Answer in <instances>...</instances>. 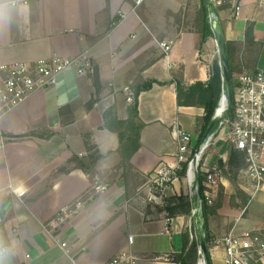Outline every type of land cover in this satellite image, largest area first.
I'll use <instances>...</instances> for the list:
<instances>
[{"label": "crops", "instance_id": "obj_1", "mask_svg": "<svg viewBox=\"0 0 264 264\" xmlns=\"http://www.w3.org/2000/svg\"><path fill=\"white\" fill-rule=\"evenodd\" d=\"M219 1L213 23L232 44L236 82L243 72L264 70V4ZM200 6V0H145L139 6L132 0H0V67L81 54L94 65L93 75L64 72L55 87L35 93L0 119L5 264H105L123 253L135 264H177L184 236L189 245L197 239L203 220L199 203L192 218L169 216L165 208L185 196L184 182L165 190L163 204L148 201L147 182L158 166L176 164V131L189 133L192 147H198L204 110L178 107L170 82L182 71L187 85L207 84L214 62L220 64L214 34L199 47ZM249 25L252 43L246 40ZM162 42L171 44L168 54ZM95 78L100 93L88 109L97 97ZM149 81L156 83L138 98L140 148L123 174L119 137L103 128V115L114 108L119 120H127L132 87ZM63 108L69 110L61 116ZM30 133L38 136L24 137ZM90 146L100 158L83 172L77 164H89ZM229 158L223 144L205 157L222 171V202L208 221L210 238L234 226L264 236V182L255 192L245 167L232 177ZM78 202L77 216L55 220L60 209ZM208 252L211 264H225L222 247L210 244Z\"/></svg>", "mask_w": 264, "mask_h": 264}, {"label": "built area", "instance_id": "obj_2", "mask_svg": "<svg viewBox=\"0 0 264 264\" xmlns=\"http://www.w3.org/2000/svg\"><path fill=\"white\" fill-rule=\"evenodd\" d=\"M135 6L145 0H132ZM264 4V0H259ZM219 0H212L209 10L211 23L214 20V10L221 6ZM239 11V4L236 6ZM124 16L121 15V18ZM165 54L171 51V44H159ZM66 71H74L78 75H93L92 59L86 54L75 58L55 57L34 64H15L0 67V119L7 113L25 104L35 93L55 87L59 77ZM236 90L232 111L229 113V103L223 111V119L212 134L201 144L199 152L192 147L191 135L183 130L176 131L178 151L176 164H162L148 176L147 187L149 202H164L165 190L177 181H183L191 204L190 217L197 212L198 191L194 171L203 176L202 197L208 205H212L217 197L222 182V171L219 163L208 165L205 157L212 147L223 144L229 149L241 152L245 156V174L253 184L255 192L259 191L264 182V70L243 72L237 76ZM128 90V89H126ZM132 103V97L128 98ZM222 159V157H219ZM186 165L184 177H179L182 166ZM81 203L72 207L60 209L55 220L78 215ZM170 223V219H167ZM191 230V226H190ZM132 243V238L129 239ZM214 247H222L225 253V264H264V236L255 232L232 227L225 235L213 238L210 243ZM199 255L203 256L199 249ZM205 263V260H200ZM105 264H135L129 253L115 256Z\"/></svg>", "mask_w": 264, "mask_h": 264}, {"label": "trees", "instance_id": "obj_3", "mask_svg": "<svg viewBox=\"0 0 264 264\" xmlns=\"http://www.w3.org/2000/svg\"><path fill=\"white\" fill-rule=\"evenodd\" d=\"M200 9L198 11L197 16V28L200 34V42L199 47H202L205 42L213 36V26L209 19V9L205 5L204 0H200ZM219 6L215 8V11L219 10ZM246 40L248 43H252L254 41L253 36V25H249L246 30ZM226 53L229 60V74L231 78V82L227 85L223 81L222 68L218 61H215L212 66V74L209 82L207 84L196 83L194 85H187L182 71H178L176 74H173V79L170 84H175L176 86V97H177V106L178 107H198L204 110V116L202 119V123L199 126V137L197 146H199L204 138L207 128L209 127L216 109L219 106L220 99L223 94L228 97L229 103V113L232 111V106L234 103V96L236 90V82L234 79L235 67H234V59L232 56V44L230 42H226ZM155 81L149 82H138L135 83L132 87V103L129 108V117L127 120H119L115 109H108L103 115V128L111 130L116 133L119 137L120 142V152L122 155V163L121 167L123 170V174H126V169L131 161L133 155L140 148V135L143 129V124L139 119L138 112V98L142 92H146L150 90L155 84ZM159 85L169 84L167 83H158ZM94 85L96 87V98L92 99L90 103H88V109H90L93 104H95L98 100V94L100 93V88L97 82V79L94 80ZM69 108H63L60 111V115H64ZM29 136H38L36 133H30L24 137ZM93 147H88V151L90 152V162L89 164H77V169L83 172H89L92 170L99 160L100 156L96 155L93 152ZM230 150V158H229V166L234 168V170H241L245 167V156L241 152H237L233 149ZM186 165L182 166L181 171L179 172V177H183L185 175ZM201 181H203V176H200ZM202 188V193H203ZM203 196V195H202ZM175 205H171V202L167 203V208L169 212V216H177L183 215L188 216L191 213V204L189 202L188 197L180 196L174 199ZM201 209V215L206 224V241L207 247H209L211 243L208 221L211 217L217 215V211L219 210L221 203L215 205H208L206 200L203 197V202L199 203ZM8 247L6 242V233L4 227L0 226V251L5 250ZM207 260L210 262V254L207 253ZM200 259L199 255V243L197 239H194L189 245L188 236H184V251L181 255L176 257L177 264H198Z\"/></svg>", "mask_w": 264, "mask_h": 264}, {"label": "water", "instance_id": "obj_4", "mask_svg": "<svg viewBox=\"0 0 264 264\" xmlns=\"http://www.w3.org/2000/svg\"><path fill=\"white\" fill-rule=\"evenodd\" d=\"M204 1H205V5L210 10L212 8V0H204ZM213 12H214V19H217V12L215 10ZM213 34H214L216 43L219 48L220 66L222 68L223 81L227 85H229L231 82V78L229 74V60H228L227 53H226V39H225L223 29L221 28L219 23H217V21L213 23ZM222 100H225L226 102L225 107H226L227 102H228V97L225 94L222 95L220 102H219V106L216 109L212 122L210 123L209 127L206 130V133L204 135L202 142L206 140L212 134V132L215 130V128L219 125V123L223 119L222 114L225 108H223V110L220 109ZM198 152H199V147L196 148V153ZM194 176H195V182H196L197 191H198L199 203H202L203 202L202 183H201L198 170L194 171ZM196 237L199 243V249L201 250L203 254L205 264H209V261L206 258L207 253H208V247H207V241H206V224L204 220H202L200 228L196 232Z\"/></svg>", "mask_w": 264, "mask_h": 264}, {"label": "rangeland", "instance_id": "obj_5", "mask_svg": "<svg viewBox=\"0 0 264 264\" xmlns=\"http://www.w3.org/2000/svg\"><path fill=\"white\" fill-rule=\"evenodd\" d=\"M237 174H239L238 173V171L237 170H234V171H232L231 172V176L233 177L234 175H237ZM184 177V176H183ZM235 177V176H234ZM237 178V177H236ZM237 180V179H236ZM222 191H221V188L219 187V190H218V193H217V197L214 199V201H213V204L212 205H215V204H219V203H221L222 202V193H221ZM200 260H204V257L203 256H200V259H199V261H198V264H199V262H200Z\"/></svg>", "mask_w": 264, "mask_h": 264}, {"label": "clouds", "instance_id": "obj_6", "mask_svg": "<svg viewBox=\"0 0 264 264\" xmlns=\"http://www.w3.org/2000/svg\"><path fill=\"white\" fill-rule=\"evenodd\" d=\"M0 22H2V18H0ZM0 264H5L2 251H0Z\"/></svg>", "mask_w": 264, "mask_h": 264}, {"label": "bare ground", "instance_id": "obj_7", "mask_svg": "<svg viewBox=\"0 0 264 264\" xmlns=\"http://www.w3.org/2000/svg\"><path fill=\"white\" fill-rule=\"evenodd\" d=\"M225 104H226L225 100H222V102H221V108H220L221 110H223V108H225ZM199 264H205V263L203 261H200Z\"/></svg>", "mask_w": 264, "mask_h": 264}]
</instances>
